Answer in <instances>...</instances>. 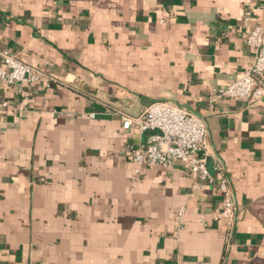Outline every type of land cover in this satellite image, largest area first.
I'll list each match as a JSON object with an SVG mask.
<instances>
[{
  "label": "crops",
  "instance_id": "1",
  "mask_svg": "<svg viewBox=\"0 0 264 264\" xmlns=\"http://www.w3.org/2000/svg\"><path fill=\"white\" fill-rule=\"evenodd\" d=\"M255 25L264 0H0V67L42 72L0 88V264H264V97L209 98L250 65ZM157 100L204 119L210 179L127 159L151 131L123 114Z\"/></svg>",
  "mask_w": 264,
  "mask_h": 264
},
{
  "label": "built area",
  "instance_id": "2",
  "mask_svg": "<svg viewBox=\"0 0 264 264\" xmlns=\"http://www.w3.org/2000/svg\"><path fill=\"white\" fill-rule=\"evenodd\" d=\"M245 43L253 53L250 65L227 86L212 89L210 100L231 98L252 105L264 97V29L260 25L253 26ZM1 56L0 88L13 84L28 85L42 78V72L37 68L22 62L9 52L3 51ZM22 100H28L27 93ZM23 102L18 105L19 112L25 109ZM8 104L7 100H0V111ZM122 127H133L140 133L151 131L144 144L126 150L127 159L136 164L137 170L143 165L169 168L179 161L188 173L196 175L200 180L211 178L205 157L198 155L205 148L208 136L207 125L202 117L175 103L157 100L150 102L137 116L123 114ZM219 190L223 195V202L213 215L227 220L231 225L237 219V212L231 183L226 177L220 180ZM184 211V207L177 211L176 219L179 223Z\"/></svg>",
  "mask_w": 264,
  "mask_h": 264
}]
</instances>
